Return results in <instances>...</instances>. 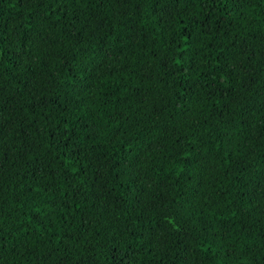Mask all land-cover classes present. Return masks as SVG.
Returning a JSON list of instances; mask_svg holds the SVG:
<instances>
[{"label":"trees","instance_id":"trees-1","mask_svg":"<svg viewBox=\"0 0 264 264\" xmlns=\"http://www.w3.org/2000/svg\"><path fill=\"white\" fill-rule=\"evenodd\" d=\"M0 264H264V0H0Z\"/></svg>","mask_w":264,"mask_h":264},{"label":"snow or ice","instance_id":"snow-or-ice-1","mask_svg":"<svg viewBox=\"0 0 264 264\" xmlns=\"http://www.w3.org/2000/svg\"><path fill=\"white\" fill-rule=\"evenodd\" d=\"M212 2L214 3V2H215V0H212ZM0 232H2V228H0Z\"/></svg>","mask_w":264,"mask_h":264}]
</instances>
